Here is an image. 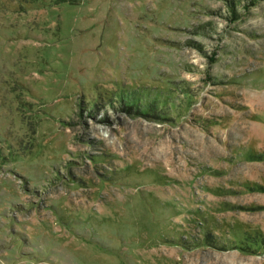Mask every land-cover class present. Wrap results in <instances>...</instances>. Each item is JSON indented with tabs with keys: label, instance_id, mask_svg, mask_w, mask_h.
<instances>
[{
	"label": "rangeland",
	"instance_id": "rangeland-1",
	"mask_svg": "<svg viewBox=\"0 0 264 264\" xmlns=\"http://www.w3.org/2000/svg\"><path fill=\"white\" fill-rule=\"evenodd\" d=\"M0 264H264V0H0Z\"/></svg>",
	"mask_w": 264,
	"mask_h": 264
}]
</instances>
